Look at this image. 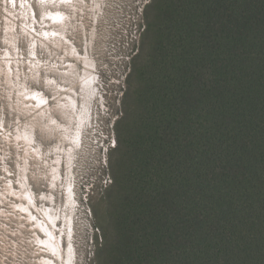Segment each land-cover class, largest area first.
<instances>
[{"label": "trees", "instance_id": "obj_1", "mask_svg": "<svg viewBox=\"0 0 264 264\" xmlns=\"http://www.w3.org/2000/svg\"><path fill=\"white\" fill-rule=\"evenodd\" d=\"M143 18L96 257L264 264V0H150Z\"/></svg>", "mask_w": 264, "mask_h": 264}, {"label": "rangeland", "instance_id": "obj_2", "mask_svg": "<svg viewBox=\"0 0 264 264\" xmlns=\"http://www.w3.org/2000/svg\"><path fill=\"white\" fill-rule=\"evenodd\" d=\"M21 1L0 0V264H45L47 259L53 264H102L97 250L107 236L116 235L112 210L117 196L106 192L112 183L110 150L116 144L115 124L124 114L127 75L139 50L144 7L150 0H85L83 12L75 14L77 29L67 33L66 40L92 66L87 68L77 56L68 59L80 76L85 69L90 72L93 91L85 97L80 78L76 79L72 97L79 117L73 121L69 114L54 108V92L44 83L47 75L41 71L36 79L30 76L33 64L57 65L65 54L48 42L49 48L35 45L32 50V40L23 32L32 19L21 16L26 14ZM29 1L36 22L41 23L40 0ZM49 8L53 9L52 5ZM5 61L19 64L7 67ZM8 71L14 79L6 75ZM17 87L23 94L32 90L43 94L53 110L48 114L70 128L72 140L60 144L57 133L50 134L44 125L47 121L31 129L32 118L17 107L22 97ZM75 109L69 108L70 114H75ZM24 134H29V143ZM46 212L53 223L45 217ZM41 221L48 233L37 227L36 222ZM39 238L50 239L57 249L46 247ZM109 248L106 258L111 260L114 244Z\"/></svg>", "mask_w": 264, "mask_h": 264}, {"label": "bare ground", "instance_id": "obj_3", "mask_svg": "<svg viewBox=\"0 0 264 264\" xmlns=\"http://www.w3.org/2000/svg\"><path fill=\"white\" fill-rule=\"evenodd\" d=\"M94 1V0H92ZM39 3L41 4L42 9V22L40 21L36 22L35 19V12L33 8L31 7V3L29 0H22L21 5L26 12V14L21 15L24 19L29 18L32 19V24L27 25L24 27L23 32L32 40V50L35 49L38 45H41L42 47L49 48L47 42L49 44H52L56 47V49L61 50L65 55L60 60V62L56 63L57 65H48L45 67H39L36 64H33V69L30 70V76L32 75L33 78H37L41 71L44 72V74L47 75L45 78V85L50 90H52L56 97L55 101L57 102V105L54 107L57 110H63L64 113L67 115L69 114V117H71L72 121L75 120L77 117H79V112L76 111L75 105L76 101L72 97L76 93L75 89V83L76 79L80 78L81 83H79L81 86V92L85 97H88L90 93L93 91L91 88V74L86 69L84 70V75L80 76V73H77V68L72 63V60L68 59V57H74L77 56L80 60H82L83 64L90 68L91 62L87 59V57H80L77 55L75 49L72 47L71 44L66 40L67 33L72 32V30L77 29V24H75V14L77 11L83 12V6L86 5L85 0H40ZM48 5H52V8L48 9ZM96 5V3H95ZM65 8V9H63ZM30 21V20H29ZM35 22L38 24V27L41 29L40 31L37 29V26L35 25ZM29 24V22H28ZM82 30V28H80ZM43 33V34H42ZM8 56H11L10 53L7 54ZM34 55V54H32ZM11 59V58H9ZM7 67L10 65V63L19 64V62H11V61H5ZM31 63V62H30ZM32 64V63H31ZM40 68V69H39ZM45 69V70H43ZM40 72V73H39ZM6 75L9 77H12L14 79L13 72L8 71L6 72ZM52 75L54 77H52ZM58 77V78H57ZM15 78L19 79L18 74H15ZM59 80L62 81L59 82ZM13 82V81H12ZM20 84V83H19ZM75 85V86H74ZM22 88L17 87V93L18 95L22 94L21 98H18L20 100L17 103V107L22 108L24 111V114L29 115V117L32 118L31 120V129H33L34 125H37L41 121H47L49 124L46 125V128L50 134L57 133V135L60 138V144H63L65 141H71V131L70 128H66L65 126H61L54 118L52 114H48L51 111L50 104H47L48 99L38 91L32 90L29 93L23 94ZM16 92L14 93V95ZM12 96V95H10ZM61 98H64L67 100V103H62L60 100ZM85 99V98H84ZM69 108L71 110L75 109V114H70ZM63 130V132L61 131ZM62 132V133H61ZM24 140L27 141V143L30 142L29 134H24ZM63 141V142H62ZM61 152L62 148L60 146ZM58 150V149H57ZM60 151V150H59ZM34 155L37 154V151H34ZM60 157L57 159L56 163H59ZM49 165V162L48 164ZM56 178L55 180H57ZM28 197V196H27ZM29 199V198H28ZM45 217L50 220L53 223L52 215L46 212ZM45 224L43 221L36 222V225L38 228L43 230V232L48 233V227H45ZM48 226V225H47ZM40 239V238H39ZM41 243L48 246L51 250L57 249V244L52 243L50 239H47L46 241H42L40 239ZM54 241V239H52ZM43 263L45 264H53L52 261L49 259L43 260Z\"/></svg>", "mask_w": 264, "mask_h": 264}, {"label": "built area", "instance_id": "obj_4", "mask_svg": "<svg viewBox=\"0 0 264 264\" xmlns=\"http://www.w3.org/2000/svg\"><path fill=\"white\" fill-rule=\"evenodd\" d=\"M143 31V30H142ZM139 37H140V35H139ZM139 42V41H138Z\"/></svg>", "mask_w": 264, "mask_h": 264}]
</instances>
